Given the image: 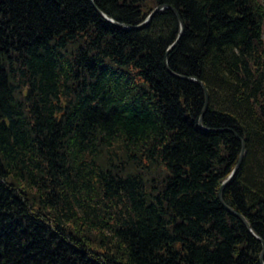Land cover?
<instances>
[{"label":"trees","instance_id":"16d2710c","mask_svg":"<svg viewBox=\"0 0 264 264\" xmlns=\"http://www.w3.org/2000/svg\"><path fill=\"white\" fill-rule=\"evenodd\" d=\"M222 201L264 242V0H0V264H261Z\"/></svg>","mask_w":264,"mask_h":264},{"label":"water","instance_id":"95a60500","mask_svg":"<svg viewBox=\"0 0 264 264\" xmlns=\"http://www.w3.org/2000/svg\"><path fill=\"white\" fill-rule=\"evenodd\" d=\"M164 8H170V9L173 10V12H174V13L176 14V16H177V19H178V21H179V25H180L179 35H178L177 39L175 40V42L169 47V49H171V48L176 44V42L178 41V39L180 38L181 33H182V30H183V20H182L181 16L179 15V13H178L173 7H171V6H169V5H165V4H163V5H158V6H156V7H155V8H154V9H153V10L147 15V17L145 18V20H144L143 22H141V23L138 24V25H135V26H129V27H131V28H136V27H140V26H143V25L147 24V22L152 18V16H153L156 12H158L159 10H162V9H164ZM98 12L103 16V18H105L106 20H108V21L111 22L112 24H114V25H116V26H118V27H125V26H126V25L123 24V23L115 22L113 19L107 17V16H106L102 11H100L99 9H98ZM184 78L189 79V80H195L194 77H184ZM200 124H201V123H200ZM240 140H241V142H243V140H242L241 138H240ZM243 153H244V149L241 151V154H240V157H239L238 163H237V165L235 166L234 170L231 172V174L229 175V177H228L226 180H224V181L222 182L221 190H222V187H223L226 183H228V181H229V180L233 177V175L235 174V172H236V170H237V168H238V166H239V164H240L241 157H242ZM222 203H223L224 207L227 209L228 212H230L231 214L235 215L240 221H242V223L247 227L248 231H249L254 237L260 239L257 235H255V233H254V232L252 231V229L249 227L246 218H245L242 214L236 212L235 210H233L232 208H230L229 206H227L226 204H224L223 201H222ZM260 240H261V239H260ZM261 242L264 243L262 240H261ZM262 255H263V252H262V254H261V264H264V260H263V258H262V257H263Z\"/></svg>","mask_w":264,"mask_h":264}]
</instances>
